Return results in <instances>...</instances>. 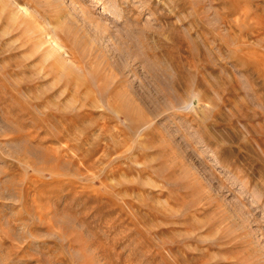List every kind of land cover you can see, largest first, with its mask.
Returning <instances> with one entry per match:
<instances>
[{
	"label": "rangeland",
	"instance_id": "374dc122",
	"mask_svg": "<svg viewBox=\"0 0 264 264\" xmlns=\"http://www.w3.org/2000/svg\"><path fill=\"white\" fill-rule=\"evenodd\" d=\"M0 264H264V0H0Z\"/></svg>",
	"mask_w": 264,
	"mask_h": 264
}]
</instances>
